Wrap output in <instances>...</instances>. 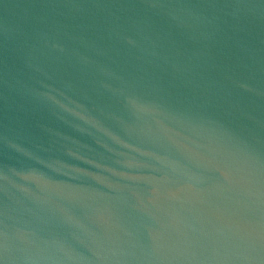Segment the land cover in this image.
Listing matches in <instances>:
<instances>
[{
  "label": "water",
  "instance_id": "95a60500",
  "mask_svg": "<svg viewBox=\"0 0 264 264\" xmlns=\"http://www.w3.org/2000/svg\"><path fill=\"white\" fill-rule=\"evenodd\" d=\"M0 264H264V0H0Z\"/></svg>",
  "mask_w": 264,
  "mask_h": 264
}]
</instances>
